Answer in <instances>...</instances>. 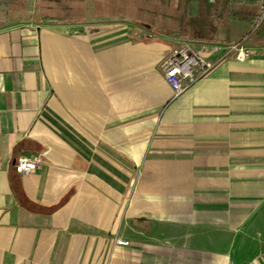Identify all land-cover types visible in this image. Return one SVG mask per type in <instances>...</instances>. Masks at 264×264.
<instances>
[{"label": "crops", "instance_id": "1", "mask_svg": "<svg viewBox=\"0 0 264 264\" xmlns=\"http://www.w3.org/2000/svg\"><path fill=\"white\" fill-rule=\"evenodd\" d=\"M158 1L0 21V264H264V46H208L177 96L161 64L183 42L143 28Z\"/></svg>", "mask_w": 264, "mask_h": 264}, {"label": "trees", "instance_id": "2", "mask_svg": "<svg viewBox=\"0 0 264 264\" xmlns=\"http://www.w3.org/2000/svg\"><path fill=\"white\" fill-rule=\"evenodd\" d=\"M60 1L0 0V21L46 24L69 21L73 11L68 4L60 12L57 10L61 9L54 7V3ZM64 1L68 3L69 0ZM93 1L103 3L105 7L114 5V0ZM144 8L142 11L149 13V19L145 20L149 23L144 27L161 37L209 45L220 43L225 32V42H228L231 22L240 21L253 27L241 43L252 47L264 46V0H181L176 4L160 0Z\"/></svg>", "mask_w": 264, "mask_h": 264}, {"label": "built area", "instance_id": "3", "mask_svg": "<svg viewBox=\"0 0 264 264\" xmlns=\"http://www.w3.org/2000/svg\"><path fill=\"white\" fill-rule=\"evenodd\" d=\"M213 52L222 54H234L238 61H246L253 54V47L242 43L231 44H193L184 43L176 49L161 64V70L167 84L173 92L179 96L196 81L195 72L199 71L201 76L209 73L215 66V62L206 57L207 47ZM40 161L34 158L21 157L16 161V169L21 174H29L36 171ZM119 244L129 245L128 241L120 240Z\"/></svg>", "mask_w": 264, "mask_h": 264}, {"label": "rangeland", "instance_id": "4", "mask_svg": "<svg viewBox=\"0 0 264 264\" xmlns=\"http://www.w3.org/2000/svg\"><path fill=\"white\" fill-rule=\"evenodd\" d=\"M67 4L68 3L66 1L61 0L60 2H55L54 3V7L57 8V9H61V10H57V11L60 12V11L64 10L63 8H65ZM163 8L165 9L166 7H163ZM143 28L149 30L147 27H143ZM182 42H183L182 44H184V43H191L189 41H182ZM237 43H241V42H237ZM193 44H198V43H193ZM244 45H246V44H244ZM246 46H249V45H246ZM249 47H252V46H249Z\"/></svg>", "mask_w": 264, "mask_h": 264}]
</instances>
